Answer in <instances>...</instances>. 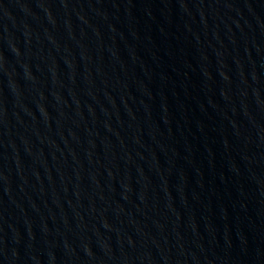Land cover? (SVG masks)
Segmentation results:
<instances>
[{"label": "water", "instance_id": "1", "mask_svg": "<svg viewBox=\"0 0 264 264\" xmlns=\"http://www.w3.org/2000/svg\"><path fill=\"white\" fill-rule=\"evenodd\" d=\"M0 264H264V0H0Z\"/></svg>", "mask_w": 264, "mask_h": 264}]
</instances>
